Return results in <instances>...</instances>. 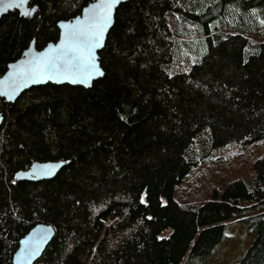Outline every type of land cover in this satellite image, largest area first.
<instances>
[{"label":"trees","instance_id":"1","mask_svg":"<svg viewBox=\"0 0 264 264\" xmlns=\"http://www.w3.org/2000/svg\"><path fill=\"white\" fill-rule=\"evenodd\" d=\"M91 0L0 18V76ZM90 88L0 98V264L35 225L34 264H199L238 220L264 264V0H126ZM63 161L52 180L16 181Z\"/></svg>","mask_w":264,"mask_h":264},{"label":"water","instance_id":"2","mask_svg":"<svg viewBox=\"0 0 264 264\" xmlns=\"http://www.w3.org/2000/svg\"><path fill=\"white\" fill-rule=\"evenodd\" d=\"M31 0H0V18L17 11L21 17L37 12ZM126 0H91L79 15L59 21V36L40 50L34 41L21 56L7 65L0 76V98L13 104L25 91L45 86H71L88 89L103 77L98 53L104 48L113 26L116 9ZM3 114L0 113V125ZM63 161L33 162L25 171H18L16 181L38 182L52 180L64 167ZM54 237L51 225L37 224L18 243L12 264H34Z\"/></svg>","mask_w":264,"mask_h":264},{"label":"rangeland","instance_id":"3","mask_svg":"<svg viewBox=\"0 0 264 264\" xmlns=\"http://www.w3.org/2000/svg\"><path fill=\"white\" fill-rule=\"evenodd\" d=\"M224 224L226 228L223 240L199 264H238L245 256L252 235L246 232L238 220H230Z\"/></svg>","mask_w":264,"mask_h":264}]
</instances>
